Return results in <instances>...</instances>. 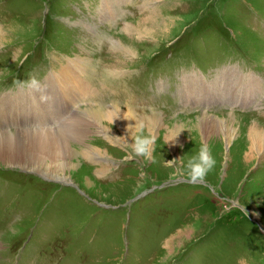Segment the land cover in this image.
Listing matches in <instances>:
<instances>
[{"label": "rangeland", "instance_id": "374dc122", "mask_svg": "<svg viewBox=\"0 0 264 264\" xmlns=\"http://www.w3.org/2000/svg\"><path fill=\"white\" fill-rule=\"evenodd\" d=\"M126 21L142 31L165 26L167 36L130 34ZM2 24L0 97L45 86L81 56L97 90L73 112L118 104L163 119L147 127L156 136L151 160L93 134L89 143L114 161L80 154L64 179L0 159V264H264V148L243 161L249 123L264 125V0H0ZM115 39L139 56L115 50ZM222 69L228 82L235 73L261 77L263 92L243 105L230 96L184 102L185 74L223 87ZM206 112L225 120L223 138L197 129ZM202 143L216 164L193 180L183 162Z\"/></svg>", "mask_w": 264, "mask_h": 264}, {"label": "bare ground", "instance_id": "6f19581e", "mask_svg": "<svg viewBox=\"0 0 264 264\" xmlns=\"http://www.w3.org/2000/svg\"><path fill=\"white\" fill-rule=\"evenodd\" d=\"M105 1L107 5L110 2V0ZM118 1L113 0V4ZM142 5L146 6V3H142ZM142 10L144 11L145 7ZM103 11V13H107L108 6L103 5ZM149 13L151 12L145 14ZM124 23L123 29L131 32L130 34L139 33L141 35L144 32L150 36L155 33L159 37L166 38L167 36V34H164L168 30V28L165 29V26L158 31L151 25L150 28H145L142 31L139 30V25L133 26L130 21ZM161 24L158 22L156 26L160 28ZM4 26V24L0 25V31ZM10 41H12L11 37ZM111 47H114L115 50H124L139 56L134 49L127 47L117 39L112 41ZM87 59L88 57H71L66 63L61 64L57 72H52L48 76L49 83L45 86H33L29 90L24 88L15 94L7 92V94L0 97V127L4 128L0 130V159L7 166L20 165L39 171L37 173L47 177L64 179L69 171L74 168V159L80 154L89 156V159L98 161L99 164L109 163L110 160L111 162L114 161V158L108 154L105 148H98L94 146L96 144L89 143L90 140H93L92 134L93 137L103 135L104 139L111 141L109 142L110 145L130 146L134 143V137L130 133L135 132L139 126L138 122L143 121L147 127H150L163 119L162 116L139 115V113L124 109L118 104H113L107 108L81 106L78 111L73 112L71 105L93 95L97 90L91 80L88 79V68L91 61ZM111 70L119 71L122 69L112 67ZM224 73L225 70L222 69L219 74L223 87L216 85V83L212 84V82L209 84L204 83L201 79L203 76L196 72H193L194 75L191 73L185 74L187 91L182 95L184 96V102L189 103L192 101L194 104L205 103L207 105L206 99L211 98L210 96H213L212 103L230 96V98L234 97L235 101H239L243 105L249 103L250 95L254 91L257 93L263 90V79L259 76L246 80V78H241V73H235L228 82V78L223 76ZM82 112H85L86 115H84L83 121L78 122L77 118ZM212 115L209 112L203 113L199 119V128L197 129L207 133H222L223 136L221 137L223 138L228 133L229 128H225V120L220 117L217 119L207 118ZM229 116L231 115L229 114ZM234 116L237 115L234 114ZM47 118L50 119V122ZM21 120L36 127H30L28 130L17 128L16 132L13 129L11 131L9 128L5 129L6 126H12V128L13 125L17 126ZM86 125H89L90 128L87 130L79 129V127L85 128ZM249 125L246 141L244 142V144H249L243 158L245 163L256 157L257 153L264 148V125L259 122H250ZM166 136L167 140L171 139L169 140L170 144H175V139L179 140V135L177 137L175 132H172L171 136ZM96 155H104V157H97ZM87 182L89 184V181Z\"/></svg>", "mask_w": 264, "mask_h": 264}, {"label": "clouds", "instance_id": "9594fccd", "mask_svg": "<svg viewBox=\"0 0 264 264\" xmlns=\"http://www.w3.org/2000/svg\"><path fill=\"white\" fill-rule=\"evenodd\" d=\"M137 124L139 126L135 132L130 133L134 137V143L131 144L132 152L136 156H143L145 160H151L153 159L152 153L156 136L147 128V125L143 121ZM183 164L182 171H186L191 179L196 180L203 178L214 167L216 160L211 154L209 146L202 143L199 150L194 152Z\"/></svg>", "mask_w": 264, "mask_h": 264}]
</instances>
